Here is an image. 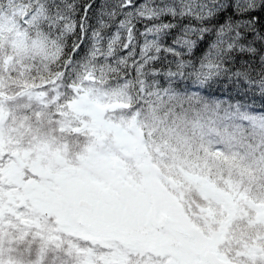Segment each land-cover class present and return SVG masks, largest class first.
<instances>
[{
  "label": "snow or ice",
  "instance_id": "6c2138e0",
  "mask_svg": "<svg viewBox=\"0 0 264 264\" xmlns=\"http://www.w3.org/2000/svg\"><path fill=\"white\" fill-rule=\"evenodd\" d=\"M0 264H264V0H0Z\"/></svg>",
  "mask_w": 264,
  "mask_h": 264
}]
</instances>
